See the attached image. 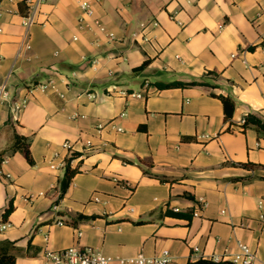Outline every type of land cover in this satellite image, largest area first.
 I'll return each instance as SVG.
<instances>
[{
    "label": "crops",
    "instance_id": "crops-1",
    "mask_svg": "<svg viewBox=\"0 0 264 264\" xmlns=\"http://www.w3.org/2000/svg\"><path fill=\"white\" fill-rule=\"evenodd\" d=\"M29 9L0 0V241L16 264L72 245L109 264L230 260L239 242L264 264V135L241 126L264 120V0H39L26 25ZM174 80L200 83L157 84Z\"/></svg>",
    "mask_w": 264,
    "mask_h": 264
},
{
    "label": "built area",
    "instance_id": "built-area-1",
    "mask_svg": "<svg viewBox=\"0 0 264 264\" xmlns=\"http://www.w3.org/2000/svg\"><path fill=\"white\" fill-rule=\"evenodd\" d=\"M39 0H27V4L29 5V10L27 13L24 14V23L26 25H29L31 22H33V16L34 12L38 6ZM81 9L88 15L92 14V6L89 2H81L80 3ZM100 29L104 30V27H102L98 21H96ZM156 24V22L154 23ZM109 39H112V35L108 34ZM232 57L235 56V54L231 55ZM50 82L47 83H41L39 84V87L41 89H45ZM6 86L3 84L0 88V98L1 97H7L8 93L5 89ZM136 96L141 97V93H135ZM23 104H25V100L22 101ZM124 113H122L123 115ZM118 130H121V128H118ZM66 147L69 145L67 143L64 144ZM51 167H54L51 165ZM5 176H9L8 173H6ZM201 204L204 206L206 203L202 199H200ZM224 212V210H222ZM194 215H197L196 212H194ZM8 226L6 223L0 224V229H4ZM81 232H78V235H80ZM239 251L234 253L230 259L235 264H256L255 263V254L250 249V247L242 242L238 243ZM170 253L167 249H161L158 253L155 255H145L143 253H137L136 255L130 256V257H123L118 258L117 261L120 264H168L170 262ZM214 260H219L217 258H213ZM113 260L112 257L105 255L102 253L100 249L97 248H91V247H77V246H68L61 249H46L42 253L41 256V263L40 264H109Z\"/></svg>",
    "mask_w": 264,
    "mask_h": 264
},
{
    "label": "trees",
    "instance_id": "trees-1",
    "mask_svg": "<svg viewBox=\"0 0 264 264\" xmlns=\"http://www.w3.org/2000/svg\"><path fill=\"white\" fill-rule=\"evenodd\" d=\"M21 11L24 10V7L22 8V5H20ZM147 61H145L140 67H143L144 64ZM200 83L199 81H191V82H183V81H170V82H157L158 86L160 87H174V86H185V85H190V84H198ZM219 97L222 100L223 106H224V112L226 119H229L232 115V111L234 108V102L232 99H230L227 96L219 95ZM241 126L243 129L246 127H253L256 129V131L262 135H264V120L258 117L257 115L253 113H248L244 118L241 123ZM12 151L15 150H22L28 162L32 163V157L30 155V151L28 149L27 142L25 141L24 136H21L17 133H15L14 136V142L11 145L10 148ZM73 155V154H72ZM69 160L70 158H67V163H66V168H65V174L63 179L61 180V191H60V196L64 193L66 187L69 184L70 178L73 176V174L76 172L75 168H71L69 165ZM245 165V164H242ZM12 210V205L9 204L5 209H4V216L9 214V212ZM173 214L175 215H182L179 212L172 211ZM86 216L82 214H78L77 218H84ZM0 264H16V256L13 252V243L11 241H0ZM186 264H235L232 261L228 259H219V260H214L213 258H208V257H199L194 260H188Z\"/></svg>",
    "mask_w": 264,
    "mask_h": 264
}]
</instances>
